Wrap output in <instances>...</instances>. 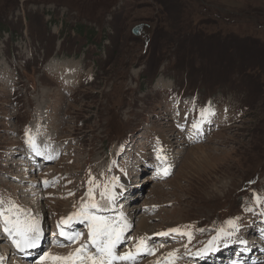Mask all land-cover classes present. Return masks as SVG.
Returning <instances> with one entry per match:
<instances>
[{"label":"rangeland","instance_id":"374dc122","mask_svg":"<svg viewBox=\"0 0 264 264\" xmlns=\"http://www.w3.org/2000/svg\"><path fill=\"white\" fill-rule=\"evenodd\" d=\"M91 203L118 256L146 249L131 264H264V0H0V264L75 253ZM5 217L38 219L51 246L14 254ZM237 237L228 258L189 252Z\"/></svg>","mask_w":264,"mask_h":264},{"label":"snow or ice","instance_id":"6c2138e0","mask_svg":"<svg viewBox=\"0 0 264 264\" xmlns=\"http://www.w3.org/2000/svg\"><path fill=\"white\" fill-rule=\"evenodd\" d=\"M39 154V153H38ZM166 171V170H165ZM48 182L45 181V184ZM91 191V190H90ZM100 211L96 203L85 204L82 206L79 213H73V216L81 218V222H87L89 227V240L85 244H81L76 249L75 253H69L67 256H52L54 261L63 262V264H113L114 260L131 259L129 253L123 256L115 254L114 249L121 239V229L118 224H114L108 218L96 215L95 211ZM4 231L9 235L15 233L19 239L14 240L17 247L34 248L36 247L43 236V230L40 227L39 220L21 223L19 220H10L5 217ZM72 217H68L71 220ZM67 223L66 220L60 222V235L66 236L69 241H77L81 238V233L67 234L64 231L63 225ZM8 225H12L9 227ZM127 227V225H125ZM172 232H180V229H169L168 232L159 233V235H168ZM190 236V233H188ZM214 240L217 238H213ZM143 243V241H141ZM86 245H91L95 249V253H88L85 251ZM172 255V254H170Z\"/></svg>","mask_w":264,"mask_h":264},{"label":"bare ground","instance_id":"6f19581e","mask_svg":"<svg viewBox=\"0 0 264 264\" xmlns=\"http://www.w3.org/2000/svg\"><path fill=\"white\" fill-rule=\"evenodd\" d=\"M35 144H37L36 143V141H35ZM37 150H39V149H37ZM39 152V151H38ZM44 159V160H49V155L48 154H46V153H44V152H40V159ZM144 182H146V181H144ZM140 183L142 184V181H140ZM147 183V182H146ZM136 192V191H135ZM135 199V198H134ZM133 199V200H134ZM67 223H70V221H68ZM71 225H74V224H71ZM140 233L141 234H145L147 231H149V229H150V226H149V223H148V217H144V218H142L141 220H140ZM40 227L42 228V226L40 225ZM87 228V227H86ZM42 230H43V228H42ZM43 235H44V239H45V234H44V230H43ZM63 238H66V236H62ZM250 236H248V238H249ZM122 239V238H121ZM43 246H46V245H41V246H36V247H34V248H37L35 251H33V249L34 248H26V247H18V251H22V250H26L27 251V253L23 256L24 258H27V257H30V258H32V257H34V256H36L37 254H38V252H40L41 250H40V248H43ZM16 247H17V245H16ZM76 247V245H74V246H69V247H63L62 249H65V250H69L68 252H72L73 250H74V248ZM232 247V244H230V249H229V252H228V254L229 253H233L234 252V250L237 248V246H233V248H231ZM254 248H255V245L253 246V249L252 250H254ZM58 248H56V249H54V250H52L51 252H47V254L44 256V258L42 259V260H40V261H38V262H36V263H34V264H57L58 263V261H54V260H52L51 258H50V256L52 257V256H57V255H55L54 253H55V251L57 250ZM114 252H115V250H114ZM177 253H179L178 251H176ZM154 253V252H153ZM251 253V251H249V254ZM115 254L117 255V253L115 252ZM230 254V255H231ZM50 255V256H49ZM216 259V258H215ZM117 261V260H116ZM128 262H130V261H128ZM145 262H149L148 264H156L157 263V261L154 259V258H149V259H147ZM223 262V261H222ZM142 263H144V261H142ZM257 263H258V261H257ZM256 263V264H257ZM12 264H19L18 262H16V261H12ZM113 264H117V262H114ZM170 264H178V260H175V262H172V263H170ZM239 264V263H238Z\"/></svg>","mask_w":264,"mask_h":264},{"label":"water","instance_id":"95a60500","mask_svg":"<svg viewBox=\"0 0 264 264\" xmlns=\"http://www.w3.org/2000/svg\"><path fill=\"white\" fill-rule=\"evenodd\" d=\"M146 27H149V26L146 25V24H140V25L134 27V29H133L132 32H133L134 35H136V36H140V35L142 34L143 30H144Z\"/></svg>","mask_w":264,"mask_h":264}]
</instances>
